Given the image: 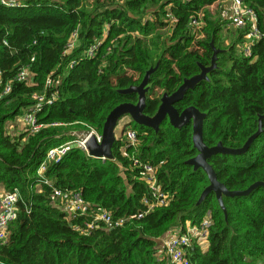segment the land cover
<instances>
[{"label": "trees", "instance_id": "obj_1", "mask_svg": "<svg viewBox=\"0 0 264 264\" xmlns=\"http://www.w3.org/2000/svg\"><path fill=\"white\" fill-rule=\"evenodd\" d=\"M6 1L13 5L0 0V94L6 84L11 88L0 98V187L17 188L20 198L0 245V264H171L161 240L184 230L187 221L199 224L206 213L209 234L191 244L190 259L264 264V185L246 195H222L224 209L212 191L199 202L209 178L186 163L198 153L191 122L175 127L165 118L155 130L130 119L122 130L136 131V148L122 149L116 141L105 160L73 148L42 176L37 172L47 149L71 137L70 131L92 127L102 133L113 108L136 103V92L121 90L139 85L149 68L156 66L143 113L152 116L161 96L210 66L218 49L206 79L187 89L174 107L205 113L202 139L209 147L220 142L240 148L260 127L245 152L215 153L207 161L228 190L264 182V0H244L256 20L234 30L226 27L230 17L227 22L210 10L218 0ZM253 24L262 35L248 57L240 46ZM222 30L230 33L227 44ZM23 67L29 77L18 81ZM48 77L59 78V84L47 86ZM52 91L57 98L35 114L43 127L7 132L8 123L34 103L33 93ZM132 154L156 168L158 185L168 195L165 205L149 209L143 202L150 200L149 186ZM53 188L78 191L86 212L69 217L55 204ZM102 211L123 223L94 222ZM89 222L93 227L86 229Z\"/></svg>", "mask_w": 264, "mask_h": 264}, {"label": "built area", "instance_id": "obj_2", "mask_svg": "<svg viewBox=\"0 0 264 264\" xmlns=\"http://www.w3.org/2000/svg\"><path fill=\"white\" fill-rule=\"evenodd\" d=\"M3 3L13 5L12 2H7L2 0ZM233 11L230 16L231 24L236 28H242L246 25L247 19L255 22V14L243 5V1L240 0H230ZM175 21V18L171 17V22ZM261 33L257 26L254 24L247 33V41L243 42L240 46V50L244 56L250 57L252 55V45L253 43L261 37ZM74 40L68 43V48L66 51L70 50L74 46ZM96 46H92L87 50V56L91 57L94 54ZM33 60V58H31ZM74 64V61L69 65L70 67ZM29 77L27 70L23 67L16 75L18 81L27 80ZM59 84V78L53 80L51 77L46 79L47 86H54ZM10 85L6 84L4 90L0 94L1 96L10 92ZM57 98L55 91L47 94L45 92L33 93L34 103L27 107L19 118L24 121L23 127L19 128V132H35L43 127L41 124L37 123L35 114L41 110L44 106L50 105ZM126 118V119H125ZM130 118L128 116L119 119L115 127V136L117 141L122 142V149L124 148H136L138 144L137 134L134 129L126 128L124 131L123 126L128 122ZM18 122L15 120L14 124L17 126ZM51 125H61V123H51ZM11 133L12 130H7ZM70 136L68 139L49 147L46 151L43 161L38 167V174L42 176L45 168L49 163L59 162L71 149L77 148L85 152L88 156L105 160L109 158L104 155L95 156L92 155L87 147L88 141L93 138L96 143H100L102 139L101 133H98L96 129L92 127H87L85 130L81 131H70ZM132 164L138 166L142 170L143 179L149 186L150 200L143 198V202L148 205L149 209L155 206H163L167 203L168 195L161 191L158 185L156 168L147 161H139L138 158L131 155ZM45 183L51 185L48 180H44ZM52 197L58 207L68 214L69 217L75 218L77 216L83 215L88 207L87 203L83 200L81 194L78 191H63L59 188L52 189ZM20 198V192L17 188L12 191H5L2 187L0 188V245L4 244L8 237V226L16 218L17 215V202ZM94 222L101 221L106 225L111 227L119 226L123 223V219L112 220L111 214L105 211L99 212L93 216ZM93 223L89 222L86 224V229L93 227ZM211 225V215L206 213L199 224H191L190 221L186 222L184 230L176 229L167 237L162 239L161 252L165 254L171 264H196L195 261L190 259L188 248L193 242L202 243L205 241L209 234V226ZM78 228V226H76Z\"/></svg>", "mask_w": 264, "mask_h": 264}, {"label": "water", "instance_id": "obj_3", "mask_svg": "<svg viewBox=\"0 0 264 264\" xmlns=\"http://www.w3.org/2000/svg\"><path fill=\"white\" fill-rule=\"evenodd\" d=\"M244 1V0H240ZM218 49H214V53L212 56L211 65L208 67L201 66V72L196 74L190 78H185L182 84L177 88L176 91L171 93L170 95L164 93L160 98L159 106L154 113V115L149 116L143 113V109L146 102V91L147 84L150 77V74L156 69L155 67L149 68L142 81L139 85H131L125 89H122L121 92L129 93L136 92L138 94V100L136 103H121L113 108L106 117V120L103 124L102 128V139L100 143H96L93 138L88 141L87 147L89 152L92 155L100 156L104 155L109 158L112 157L111 149L114 143L117 141V137L115 136V127L117 125L118 120L123 115H128L131 120L147 126L151 127L155 130L158 129L159 124L165 118L168 119L171 125L175 127H180L187 122L192 123V140L194 147L198 150L196 156L188 159L186 161L187 164L192 165L194 169L201 167L207 174L209 178V184L203 190L199 202L209 193L214 192L216 198L220 204V206L224 209L222 195L227 196H236V195H246L253 188L258 185H264V182L258 181L251 184L248 188L244 190H228L223 183L219 182L216 179V175L212 166L208 163L207 158L215 153H243L246 151L251 141L258 135L260 131V127L258 130L252 134L245 142V144L240 148H229L223 146L220 142H218L214 146H207L202 139V128H203V120L205 118V113L200 112L194 106H189L179 112L175 107L174 103L181 99L184 92L194 87V85L200 80L206 79V73L211 70L215 66V58L216 52Z\"/></svg>", "mask_w": 264, "mask_h": 264}, {"label": "rangeland", "instance_id": "obj_4", "mask_svg": "<svg viewBox=\"0 0 264 264\" xmlns=\"http://www.w3.org/2000/svg\"><path fill=\"white\" fill-rule=\"evenodd\" d=\"M209 8L212 12L222 13L224 15V18L227 19V22L229 20V17L231 16L232 11H233V7H232L230 0H218L215 3H213L212 5H210ZM226 27L230 28L231 30L235 29V26L232 24H229V23H227ZM229 34H230L229 32L222 30V35H223V38L225 39L226 44L228 43L227 37L229 36ZM23 112L24 111H22V113ZM20 116H21V114L17 115V117H16L17 122H18V119H20V122L17 123V126H15L14 121L8 123V127H7L8 130H12V132H14V131L19 132L20 131L19 128L23 127V125H24V121H22V118H19ZM126 116H128V115H123L120 117V119H122L123 117H126ZM128 118H130V117L128 116ZM161 244H162V240H161Z\"/></svg>", "mask_w": 264, "mask_h": 264}, {"label": "crops", "instance_id": "obj_5", "mask_svg": "<svg viewBox=\"0 0 264 264\" xmlns=\"http://www.w3.org/2000/svg\"><path fill=\"white\" fill-rule=\"evenodd\" d=\"M1 188V187H0Z\"/></svg>", "mask_w": 264, "mask_h": 264}]
</instances>
